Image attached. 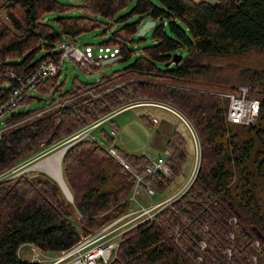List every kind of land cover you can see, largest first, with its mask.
Here are the masks:
<instances>
[{
  "label": "trees",
  "instance_id": "1",
  "mask_svg": "<svg viewBox=\"0 0 264 264\" xmlns=\"http://www.w3.org/2000/svg\"><path fill=\"white\" fill-rule=\"evenodd\" d=\"M146 21L154 23L137 35ZM96 30L106 36L100 44L117 46L118 52L94 58L99 65L93 67L72 60L84 77L75 74L66 86L62 44L72 42L91 56L77 40ZM250 50L264 52V0H0V71L27 73L44 60L55 64L54 72L32 89L35 94L25 93L13 114L0 122V128L6 127L0 134V264H40L21 258L20 247L59 252L128 212L136 175L157 193L171 187L188 154L178 131L166 142L172 177L146 176L151 160L146 154L116 147L128 169L90 136L73 140L60 158L71 201L46 173L5 175L52 152L122 104L151 100L174 107L192 123L199 164L181 194L122 233L109 264H198L202 241L199 264L224 262L226 247L233 256L229 264H264V67L235 61ZM175 53L181 54L176 63L171 61ZM117 55L118 61H131L110 71L105 69L109 64L101 65ZM233 63L237 73L231 76L226 69ZM238 83L250 85L259 100L254 124L226 118L228 98L221 91L231 92ZM8 89L0 84V100ZM37 97L41 105L29 108ZM141 117L153 125L147 114ZM99 133L113 145L109 130ZM74 212L78 222L72 220Z\"/></svg>",
  "mask_w": 264,
  "mask_h": 264
},
{
  "label": "rangeland",
  "instance_id": "2",
  "mask_svg": "<svg viewBox=\"0 0 264 264\" xmlns=\"http://www.w3.org/2000/svg\"><path fill=\"white\" fill-rule=\"evenodd\" d=\"M209 1L214 2V0H209ZM99 32L100 30H96L83 34L77 40L78 45L84 50H86L93 58L107 57L116 54L118 52L117 46H110V45L107 46L100 44V41L106 38V36L99 34ZM149 34L150 31L148 30L144 35L148 36ZM129 61L131 60L130 59L122 60V61L117 60L109 64L105 69L110 71L112 69L120 68L123 65L127 64ZM235 61H237L240 66H250L255 68L264 67V52H257L254 50H250L236 57ZM62 64L64 68L63 73H66L67 75L66 86H68V84L70 83L73 75L77 74L81 78L84 77V74L81 72V70L72 60L68 62L67 59L65 58ZM226 72L231 76L236 75L237 70L235 69L234 63L232 66L226 69ZM235 82H237V79L235 80ZM242 85H248V84L238 83L235 90L231 92L221 91V94L223 95L224 93H236L238 91V88ZM31 93L35 94V91L32 90ZM248 94L249 96L255 97L254 94H252V91L249 92ZM143 102L145 103L142 104L141 102H137V101L124 103L122 104L124 106L118 108L113 114L100 119L96 123V126L90 129H88V127H90L91 125L85 127V129H88V132L91 133L90 138L96 139L99 143L102 141V144L107 148L108 144H106L103 141L99 131L101 128H106L111 133V130H114L110 127V122H111L110 120H112L117 125V130H115L116 131L115 134H112L114 136L113 145L116 146L118 150L120 149L128 154L143 153L149 155L151 159H155L157 156L161 157L162 153H165L166 151L169 152L168 153L169 156L171 155L170 150L166 147V142L171 136V133L173 131L180 132L187 141V151H188L187 161L183 167L182 173L175 178V182L171 185V187L167 191L160 194L154 190V193L151 195L146 192L147 187L150 184L144 181V179L142 182L137 181L130 194V198L133 202L130 206V210L131 209L139 210L137 213L141 215L135 221L129 222L125 226L132 224L134 225V222L146 218L151 211H154L155 209L164 206L172 199H174L176 196L181 194L189 186L190 182L193 180L200 158L199 138H198L197 130L194 129L192 123H189V121L186 119V116H184L182 113L177 111L174 107L159 101H155V102L143 101ZM146 102L150 104H147ZM41 103L42 101L34 100L32 103L29 104L28 107L29 108L38 107L41 105ZM142 114H147L149 116L151 123L153 124L152 126L147 124L142 119L141 117ZM69 143L70 142L64 141L60 144H63L64 146L65 144H69ZM59 146L56 145V148L62 147ZM56 148L55 149L53 148L54 150L52 152L58 149ZM52 152L50 151V153ZM50 153L39 155L38 157L31 159L29 163L26 162L24 164H21L19 167H17V169L9 170L5 175L14 174L16 172L18 173L22 171H28L31 175L35 173L37 174L46 173L56 180V178L53 177L46 169L32 166L35 163L39 162L41 159L49 156ZM167 164L171 169V174L169 176H165L164 174L162 175H164L165 177H172L174 172L168 161ZM60 171L62 172L61 167H60ZM262 198H263L262 200L264 201V191L262 193ZM148 206L153 209H151L148 212H144L142 207L148 208ZM79 217H80L79 214L76 212L72 214V220L74 222H78ZM231 218L229 219L230 221ZM71 247L59 252L49 253L35 249L33 246H31V244H24L19 249V255L21 258L29 260L33 257V255L36 252H42V256H41L42 264H68L74 258V255H70L64 259H59V258L64 253L68 252L70 249L73 248ZM200 251H202V253L198 254L197 256H200L201 258L198 259L197 256L195 257V260L198 264L203 261V255L205 252L203 251L202 247ZM223 255L225 256L226 260L220 264L231 263L233 257L231 249L229 248V250H223Z\"/></svg>",
  "mask_w": 264,
  "mask_h": 264
},
{
  "label": "built area",
  "instance_id": "3",
  "mask_svg": "<svg viewBox=\"0 0 264 264\" xmlns=\"http://www.w3.org/2000/svg\"><path fill=\"white\" fill-rule=\"evenodd\" d=\"M61 61L64 62L75 60L81 65L86 67L98 66L99 61L92 58L88 54L84 53L80 48L74 45L72 42H65L62 44ZM55 70V64L51 60L42 61L37 67L30 72H20L14 68H5L0 71V84L8 86V92L4 98L0 100V122L7 118L11 112H14L19 100L22 96L32 90L36 84H38L44 77L52 74ZM250 88L248 85H242L238 88L236 93H224L228 98V105L226 110V118L228 121L254 124L258 114L259 100L255 97L249 96ZM67 102V101H65ZM158 104V103H155ZM62 103H58L55 106H60ZM97 123V122H96ZM96 123L88 127V129L96 126ZM6 127L3 125L0 128L1 131ZM88 129L75 133L66 141H73L85 136H91ZM111 134H115L114 130H111ZM102 143V141L100 142ZM107 150L114 155L126 168L129 169L127 162L119 155L116 148L112 145L107 146ZM169 152L162 153L161 157H157L150 160V164L145 168V175L160 172L165 176L171 174V169L167 164L169 158ZM137 181L142 182L143 177L136 175ZM148 185V184H146ZM147 193L153 194L154 189L148 185ZM144 212L150 211L151 207H142ZM139 210H129L121 216L111 220L107 224L100 227L94 233L81 236L80 240L73 245L68 252L64 253L59 259H64L70 255H74V258L69 262L71 264H109L114 258L116 250L119 244V239L122 233L132 225L125 226L129 222L135 221L141 214L137 213ZM153 215V211L149 213L146 218H150ZM141 220V219H140ZM140 220L136 221L139 222ZM231 221L236 222V218L232 217ZM134 222V224L136 223ZM205 229L206 226H204ZM229 237L233 238V233L229 232ZM255 246L258 245V241H254ZM35 249V246H33ZM201 247H205V243L201 242ZM39 250V249H38ZM225 250H229L228 247ZM42 252H36L31 258L34 261L41 262ZM200 259V256H197ZM255 260V256H251ZM68 263V264H69Z\"/></svg>",
  "mask_w": 264,
  "mask_h": 264
},
{
  "label": "water",
  "instance_id": "4",
  "mask_svg": "<svg viewBox=\"0 0 264 264\" xmlns=\"http://www.w3.org/2000/svg\"><path fill=\"white\" fill-rule=\"evenodd\" d=\"M153 23H154L153 21H146V22H145V23L139 28V30H138V32H137V35H142V34L146 31L147 28H149L150 26L153 25ZM176 54H177V56H176ZM180 58H181V54L175 53L171 61H174V62L176 63V62L179 61ZM118 59H120V56H119V55L114 56V57H110V58H106V59L102 60L101 65H102V66H106V65H108V64H111V63L117 61ZM169 63H170V62H167V64H169ZM102 72H104V70H100V71L94 72V73H92V74H87V75H85V78H87V79L94 78V77L100 75ZM40 99H41L40 97H37V100H38V101H39ZM44 99H45V98H44ZM12 114H13V112H11L10 116H11ZM10 116H8L7 118H9ZM68 146H69V144H65V145H64V151L66 150V148H67ZM64 151H63V152H64ZM50 154H51V153H50ZM50 154H49V155H50ZM62 155H63V153H62ZM61 157H62V156H61ZM61 175H62V173H61ZM62 180H63V177H62ZM56 181H57L58 184L60 185V187H61L63 193H64L65 196H66V198H67L68 200L71 201V200H72V195H71V197L68 196V193H67V188H68V187H67L65 181H64V180L61 181V180H59V179H57V178H56ZM64 183H65V185H66L67 188L64 186ZM68 190H69V189H68ZM69 191H70V190H69ZM70 194H71V193H70Z\"/></svg>",
  "mask_w": 264,
  "mask_h": 264
},
{
  "label": "bare ground",
  "instance_id": "5",
  "mask_svg": "<svg viewBox=\"0 0 264 264\" xmlns=\"http://www.w3.org/2000/svg\"><path fill=\"white\" fill-rule=\"evenodd\" d=\"M152 101V100H151ZM142 104L145 102H141ZM147 104H150L146 102ZM64 151V146L58 148L56 151H54L49 156L41 159L39 162L32 165L33 167H41L46 169L53 177L62 180L61 171H60V158L62 156V153ZM158 157V156H157ZM156 157V158H157ZM64 186L66 187L65 183ZM67 188V187H66ZM68 196L71 197L70 191L67 188Z\"/></svg>",
  "mask_w": 264,
  "mask_h": 264
},
{
  "label": "crops",
  "instance_id": "6",
  "mask_svg": "<svg viewBox=\"0 0 264 264\" xmlns=\"http://www.w3.org/2000/svg\"><path fill=\"white\" fill-rule=\"evenodd\" d=\"M62 1H65V2H70V3H81L83 0H62ZM116 132V131H115ZM91 134V133H90ZM53 153V152H52ZM51 153V154H52ZM149 157V155H147ZM150 158V157H149ZM151 159V158H150ZM153 160V159H151Z\"/></svg>",
  "mask_w": 264,
  "mask_h": 264
}]
</instances>
